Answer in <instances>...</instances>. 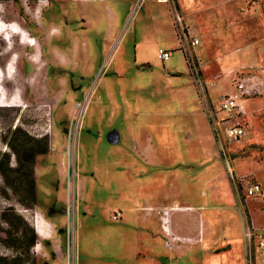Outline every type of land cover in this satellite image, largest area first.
Here are the masks:
<instances>
[{"label": "rangeland", "instance_id": "obj_1", "mask_svg": "<svg viewBox=\"0 0 264 264\" xmlns=\"http://www.w3.org/2000/svg\"><path fill=\"white\" fill-rule=\"evenodd\" d=\"M92 1L88 4L93 10L102 11V0ZM135 1L131 0V4ZM152 1L137 0L122 20L124 7L130 1L118 0L123 13L115 15L119 35L116 32L112 37L103 13L101 16L87 13L89 17L80 20L81 8L86 4L80 0H0V26L19 31L0 33V135L18 124L31 135L48 136L47 153L35 157L34 207L26 208L11 193L8 199L0 194V210L5 206L13 209L7 215L11 227L28 234L33 229L35 242L28 256L0 243V256L8 259L23 256L22 264H64L69 226L71 262V232L76 213L77 224L82 219L83 223L95 225L97 239L101 234L98 254L94 258H78L76 252V264H139L143 259L135 256L128 243L133 228L131 221L124 216L112 219L111 214L117 210L123 212L122 209L132 204L135 192H141L142 179H149L144 182L145 191L160 185L171 194L169 180L181 178L185 183L186 173H196L198 181L209 174L210 165L215 162L232 192L231 208H215L223 209L224 220L230 219L232 223L229 230L237 234L232 235L230 242L223 233L217 236V251L230 244L220 253L211 255L199 248L192 252L204 259L205 264H245L244 227L252 220L256 232L264 231V91L253 92V99L247 104L248 136L243 144L228 146L233 175L242 178L243 183L259 181L263 190L260 195L263 200L249 198L248 208H243L235 200L219 154L220 159L216 158L218 149L207 125L209 114L218 110L220 95L232 92L229 81L227 90L218 94L220 88L214 89L213 94L211 91V86L227 72L210 70L214 55L224 46L221 37L226 31L215 32L209 38L208 49L202 42L195 50L192 66L188 67L182 53L174 49L178 41L171 28L163 29V39L159 41L150 40L140 32L147 4ZM173 1L184 18L179 0ZM227 1L195 0L189 11L223 23L218 7ZM244 2L248 9L258 6L264 17V0ZM107 5L108 11L112 4ZM167 9L171 19L168 5ZM193 20L197 19L193 17ZM190 33L200 40L198 35ZM23 35H31L35 44L23 42ZM134 44H137L136 54ZM158 44L174 49L163 63L156 55ZM164 70L182 73L164 78ZM196 70L198 75L194 79L192 72ZM114 132L117 139L111 141L110 137L115 139ZM203 141L214 153L210 158L203 155L192 158L190 153L198 151ZM146 143L155 153L151 151L145 156L141 149ZM0 148L4 149L1 141ZM154 155L161 161L150 162ZM195 192L193 204H202L201 198L209 202L207 188ZM37 213L47 222L44 234L36 231ZM58 213L64 217V236L59 233ZM159 215L152 213L153 226L159 223ZM8 226L0 220V229ZM152 247L162 251L158 241ZM140 250H144L143 245ZM191 253L181 255L177 264H191L185 262ZM253 253V263L264 264V247L254 248Z\"/></svg>", "mask_w": 264, "mask_h": 264}, {"label": "crops", "instance_id": "obj_2", "mask_svg": "<svg viewBox=\"0 0 264 264\" xmlns=\"http://www.w3.org/2000/svg\"><path fill=\"white\" fill-rule=\"evenodd\" d=\"M80 1L86 3L81 8L83 10L82 14L80 15V20L82 22L89 17L87 13H91V15L94 14L97 16H101V14L103 13L108 19L107 23L108 26H110V28L108 29L109 33L112 35V37L114 33L116 34V32L117 35H119V28H116L115 15H119L123 12L122 7H118V0H102V11L100 10V12H98L97 10H93L92 6L88 4V2H91L92 0ZM129 1L130 3L127 5V8L124 7V9L126 10L123 14L122 20L124 19L128 11L134 8L135 2L137 0L134 2V4H131V0ZM194 1L195 0H179L178 2L180 7L182 8L181 11L184 15L185 22L186 25H188L187 27L189 31L200 37L199 43L196 45L195 50L202 42H204L205 44V49H208V46L210 44L209 38L215 32L224 33L226 31V33L223 34V37H221L224 46H220V44H218V46H220V51L214 55L215 58L213 57L214 60L211 61L210 70H217L220 73L226 71L227 72L226 75L220 77V79L211 86L212 94L214 93L213 90L216 88H220L218 91H216L217 94L219 92L227 90L228 81L229 83H232V92L224 94H235L236 89L234 88L233 81L238 77H241L243 82L247 86L254 87L252 93H260V91L263 92L264 17L260 8L257 6L248 9L244 2L245 0H228L226 4H222L218 7V13L221 14L222 17H224L223 24L217 23V20L213 17H210L209 19H203L200 12L196 13L197 11H189L192 8V3ZM198 2L195 3L197 9L198 6L200 7V4ZM107 3H111L113 9L112 7H110L107 11ZM91 4H93V1ZM115 4H117V6H115ZM114 9H118V11H114ZM145 12L146 17L143 19V22H141V24L144 23V25L140 26L139 29L140 32L143 33L144 37L153 41H159L163 39L162 31L164 28H171L173 33H175L165 2L160 0H153L151 3L147 4ZM193 17H195L197 20L194 21ZM218 24L220 26H218ZM136 46L137 44H134L135 54L137 52ZM158 47H160L159 44L157 45L156 50L158 49ZM176 48L177 46L174 49ZM164 49L171 48L165 47ZM161 62L163 63L164 61ZM181 73L182 72L178 70H164L162 71V76H164V78H173L178 77L179 75H181ZM223 84L225 85L224 88ZM252 93L243 96L244 98L242 101L244 114L241 116V121L245 125L246 137L248 136L246 123V115L248 114L247 104L251 99H253L254 95ZM207 125H209L208 122ZM206 136H208V134H206ZM211 140H213L216 147L217 145L215 143L213 135ZM242 144L231 143L228 146L231 147V145ZM209 146L210 145L208 143L204 144L203 141L199 144L198 151L191 152L189 149V151L191 152V157L193 158L198 157V155H203L204 157L210 158L214 151L212 152ZM141 150L145 153V156H149L148 153L152 151L148 143H146V145L143 146ZM152 152L155 153V151ZM216 154V158L220 159L217 150ZM154 158L155 159H150V162L157 163L158 161H161V158L157 157L156 155H154ZM210 169L211 170L209 174L198 179V181L196 179V173H191V175L186 173L187 181L185 183L181 182V178L169 180L168 184L171 189V194H168L167 187L161 186L160 188V185L152 186L148 189L150 191H145L146 187H143L144 182L149 181V179H142L143 185L140 188L141 192H135V195L132 197V204L127 205L124 209H122L123 212L117 210L121 213L120 217H127L131 221L133 228L130 231V240L128 241V243L130 245V248H132L135 252V256L143 259L138 262L139 264H177L181 255H183L185 252L191 253L193 249L199 248L204 252H209V254L215 255L230 247V244H227L225 246L223 245L224 249H221L219 251H217L218 249L215 248V246L217 245L216 239L218 238L217 236L220 233L226 235V239L229 242L231 241L232 235L237 234L233 230H229L232 223L230 219L228 222L224 220L222 214L223 209L218 208L217 210L215 207L222 206L224 208H231L230 205L232 204V192L230 191L231 189H229V186L226 183L220 166L213 162L210 165ZM182 175L184 174H182L181 171V176ZM139 182L140 181L137 180V183ZM258 183L260 184L259 181ZM203 187L207 188V191L209 193V202L208 200H206V198H201L202 200L199 201H201L202 204H193L191 201L195 200L194 194L197 195L195 189L197 190ZM260 187L261 193L256 197H260V199L263 200V197L260 196L263 192L261 184ZM202 195H205V193H203ZM53 209L54 211L58 212L55 206ZM124 211H128V213H124ZM139 212H142V216L139 215ZM152 213H160V215L158 216L159 223L154 226L151 223ZM56 219L59 221L58 223H60V228L63 229L60 234L64 236L65 230L64 227H62L64 225V217L62 214L58 213ZM161 220L165 221L172 235L177 236L181 239L180 242H178L177 244L175 243V245H173L171 248L167 247L164 243L165 234L161 227ZM48 221L51 223V220L48 219ZM44 222L46 225L47 222L45 221V219ZM45 229H47V227ZM97 233L98 229L95 227V225L83 223L82 219L79 220L77 224V216L76 213H74L71 239L74 249L75 261L76 252H78V258H81L83 256H91L94 258L95 255L98 254V243H100L101 241V234L97 239ZM157 241L161 244L162 251L155 250L152 247V245ZM142 245L144 247L143 251L140 250V246ZM54 250L56 251L55 246ZM160 258L163 260V262L159 260ZM75 261L74 264H76ZM185 262H189L191 264H205L204 259L197 256L195 252H192L191 254L186 256ZM51 264H55V262Z\"/></svg>", "mask_w": 264, "mask_h": 264}, {"label": "built area", "instance_id": "obj_3", "mask_svg": "<svg viewBox=\"0 0 264 264\" xmlns=\"http://www.w3.org/2000/svg\"><path fill=\"white\" fill-rule=\"evenodd\" d=\"M165 2L171 14V23L175 31L178 45L176 50L180 51L184 57L186 66H192L195 58V47L199 43V38L192 35L184 21L183 16L178 11L173 0H160ZM172 49H157V58L160 61L167 60L172 55ZM196 79L198 72H192ZM235 94H222L219 98L218 110L215 113H210L208 117L209 127L213 138L217 145L218 154L222 160L223 166L229 174V179L232 184L233 194L237 204L243 208H248V199L258 196L261 193L260 184L257 181L249 180L243 183L242 178L235 177L230 166L228 145L231 143L242 144L246 137L245 125L241 121V116L244 114L243 96L249 95L253 91V87L247 86L241 77L234 79ZM165 212V211H162ZM120 212L115 211L111 214L112 219H118ZM246 214V213H245ZM161 227L165 234L164 243L171 248L175 243L181 241L177 236L170 233L169 228L164 220H161ZM256 227L253 221L247 222L243 232L244 244V263L254 264V248L264 247V231L256 232ZM69 226H67V258L64 264H74V249L72 245V261L69 259ZM256 236V241L254 240ZM200 240V237H199Z\"/></svg>", "mask_w": 264, "mask_h": 264}, {"label": "trees", "instance_id": "obj_4", "mask_svg": "<svg viewBox=\"0 0 264 264\" xmlns=\"http://www.w3.org/2000/svg\"><path fill=\"white\" fill-rule=\"evenodd\" d=\"M0 141L4 144V149L0 148V194L8 199V193H11L16 201L26 208H33L36 201L35 157L47 153L48 136L44 134L36 137L15 124L12 129L9 127L0 135ZM12 210L10 206L0 210L1 222L9 225L6 229H0V243L13 249L17 254L28 256L36 235L33 229H30L28 234L25 230L19 231L11 227L12 223L7 215ZM21 220H23L22 217ZM22 222L27 224L26 221ZM58 229L59 233L63 231L60 227ZM23 256L15 255L11 259L0 256V264H22Z\"/></svg>", "mask_w": 264, "mask_h": 264}, {"label": "bare ground", "instance_id": "obj_5", "mask_svg": "<svg viewBox=\"0 0 264 264\" xmlns=\"http://www.w3.org/2000/svg\"><path fill=\"white\" fill-rule=\"evenodd\" d=\"M5 30H8L7 34L9 32H11V33L19 32L17 29H15L14 27H11V26H5V27L0 26V33L5 31ZM7 34H6V37H8ZM22 41L25 43H28L29 45L35 44V39L33 37H31V35H23ZM10 71L11 70L9 69V72ZM14 102H16V101L14 100ZM35 218H36L35 220H36V224H37V232L39 234H44L46 232L45 228L47 227L46 226L47 224L45 225L44 219L42 216H40V214L37 213ZM44 226H46V227H44Z\"/></svg>", "mask_w": 264, "mask_h": 264}, {"label": "water", "instance_id": "obj_6", "mask_svg": "<svg viewBox=\"0 0 264 264\" xmlns=\"http://www.w3.org/2000/svg\"><path fill=\"white\" fill-rule=\"evenodd\" d=\"M113 136H115V137H114L115 139H114V140H112V139H111L112 137H110V140H111V141H116V139H117V135H116V133H115V132H114Z\"/></svg>", "mask_w": 264, "mask_h": 264}]
</instances>
